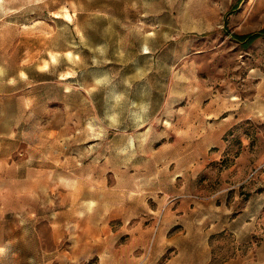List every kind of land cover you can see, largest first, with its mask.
I'll return each mask as SVG.
<instances>
[{
  "label": "rangeland",
  "instance_id": "obj_1",
  "mask_svg": "<svg viewBox=\"0 0 264 264\" xmlns=\"http://www.w3.org/2000/svg\"><path fill=\"white\" fill-rule=\"evenodd\" d=\"M262 31L264 0H0V190L17 192L19 165L39 164L44 216L69 173L90 167L105 173L106 191L122 177L123 204L132 198L145 226L178 158L201 156L216 160L192 196L203 206L225 197L239 212L264 174V123H240L221 144L210 115L216 98H252L264 35L243 37ZM50 237L43 225L45 250ZM242 247L226 232L213 264Z\"/></svg>",
  "mask_w": 264,
  "mask_h": 264
},
{
  "label": "crops",
  "instance_id": "obj_2",
  "mask_svg": "<svg viewBox=\"0 0 264 264\" xmlns=\"http://www.w3.org/2000/svg\"><path fill=\"white\" fill-rule=\"evenodd\" d=\"M238 97L233 93L221 105L223 100L216 98L211 111L210 116L219 121L221 144L222 137L240 123H264V77H257L251 99L238 101ZM215 160L178 158L180 168L167 177L161 192L163 205L148 210L152 222L145 226L132 198L130 205L123 204L128 199L122 177L115 175L113 189L106 191L105 173H94L90 167L81 174L69 173L66 194L57 196V207H48L43 216L41 166L26 160L14 178L19 190H0V264H213L215 239L226 232L243 250L219 264H264V174L255 175L254 191L232 215L225 197L205 200L203 206L190 190L203 166ZM191 166L193 173L186 169ZM4 169L0 160V182L6 181ZM9 194L15 199L13 205L7 200ZM154 214H159L157 220ZM43 225L50 230L49 243L54 246L50 250L43 247ZM250 245L253 248L247 249Z\"/></svg>",
  "mask_w": 264,
  "mask_h": 264
},
{
  "label": "trees",
  "instance_id": "obj_3",
  "mask_svg": "<svg viewBox=\"0 0 264 264\" xmlns=\"http://www.w3.org/2000/svg\"><path fill=\"white\" fill-rule=\"evenodd\" d=\"M261 35H264V31H262V32H260L258 34H254V35H249V36L243 37V39L247 40L249 42V41H252V40L258 38Z\"/></svg>",
  "mask_w": 264,
  "mask_h": 264
}]
</instances>
